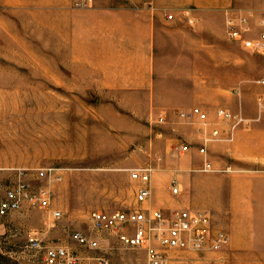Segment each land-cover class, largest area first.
Wrapping results in <instances>:
<instances>
[{"label":"rangeland","instance_id":"obj_1","mask_svg":"<svg viewBox=\"0 0 264 264\" xmlns=\"http://www.w3.org/2000/svg\"><path fill=\"white\" fill-rule=\"evenodd\" d=\"M94 6L95 2L78 8L73 0H0V197L20 178L51 193L49 207L25 204L0 217V264H46L44 246L68 247L79 256L78 264H99V257H107L110 264H148L145 249L123 246L114 232L96 230L91 222L95 210L139 206L136 192L142 182L131 177V169L144 165L168 180V190L157 191L158 200L170 195L174 202L191 199L198 204L172 209L202 210L205 202L220 208L218 188L228 174L235 176L237 192L229 218L214 224L228 232L230 243L220 250L171 249L168 264H264V207L257 201L250 213L249 198L244 196V178L250 174L247 158L251 152L264 151V116H258L254 126H239L232 140L204 139L214 128L223 134L230 128L231 123L218 116L219 108L247 119L259 113L264 85L257 80L264 77V55L249 48L248 42L259 32L264 0H233L212 21L214 35L205 38L204 67L192 69L184 63V76H204L203 104L196 106L207 113L206 125L179 116L190 109L168 110L144 94L86 83L96 77L85 76L83 29L69 24L73 13L78 19ZM229 8L254 11L252 30L241 40L227 34ZM65 10L72 18L63 14ZM187 10L196 19L193 23ZM182 13L188 24L197 22L191 9ZM160 116H165L163 122ZM181 144L189 149L180 151L176 146ZM205 159L217 160L211 171H203ZM188 164L192 180L174 193L176 182L171 179ZM41 168H54L52 172L62 178L53 173L39 176ZM74 230L97 237L100 247L80 246L72 238ZM30 234L43 248L30 246Z\"/></svg>","mask_w":264,"mask_h":264},{"label":"crops","instance_id":"obj_2","mask_svg":"<svg viewBox=\"0 0 264 264\" xmlns=\"http://www.w3.org/2000/svg\"><path fill=\"white\" fill-rule=\"evenodd\" d=\"M232 1L95 0V6L80 13L78 19L75 17L76 13L72 15L65 10L63 14H70L69 18L74 16L70 19L69 26L83 29L82 62L83 68L87 70L85 76L96 77L86 82L87 84L110 91L144 94L147 95V100L157 102L160 108L183 110L203 104L205 85L203 74L184 76L183 67L185 64L192 69L204 67L205 38H213L214 35L212 21L216 14L221 16ZM186 8L191 9L197 18L193 25L188 24L183 16L182 10ZM166 11L174 14L173 19L167 18ZM210 46L213 49L214 43ZM212 63L214 65L215 62ZM217 92L218 88L215 90L216 94ZM258 116L260 119L264 116L260 109L256 117H248L247 127L254 126L260 120ZM186 137L200 139V135L195 134H186ZM201 143L204 144L202 138ZM247 159L250 174L244 178V196L249 198L246 203L251 213V207L257 201L264 207V151L251 152ZM206 162H210L213 167L217 160L205 159L202 165ZM191 166L192 164H188L180 167L182 173L171 179L177 183L179 192L192 180ZM227 177L218 188L220 208L206 202L202 204V207L207 208L202 210L211 214L214 224L228 220L235 200V176L228 174ZM150 187L151 196L147 205L151 207L172 209L180 205L198 206L191 199L182 204L174 202L170 195L165 201L158 200L157 191H167L169 187L168 180H161L155 174L154 167ZM257 196L260 197L259 200ZM262 218L264 220L263 216ZM261 228L264 229V226Z\"/></svg>","mask_w":264,"mask_h":264},{"label":"built area","instance_id":"obj_3","mask_svg":"<svg viewBox=\"0 0 264 264\" xmlns=\"http://www.w3.org/2000/svg\"><path fill=\"white\" fill-rule=\"evenodd\" d=\"M95 0H73V4L78 8L90 7ZM226 30L230 38L241 40L252 30L250 19L254 11H235L229 8L227 11ZM188 21H196L190 10L186 11ZM169 19L174 15L167 14ZM259 32L248 42L249 48L264 55V10L259 12L258 18ZM257 83L264 85V77L257 80ZM258 104L261 111H264V98L260 97ZM218 116L229 121L230 128L225 134L220 129L214 128L208 139L232 140L235 130L241 125L249 124V119L240 113L219 108ZM182 119L193 121L195 118L207 124V113L199 106H194L190 110L179 112ZM165 116H160L159 121L163 122ZM180 151L189 149L188 144L176 146ZM201 151H205L204 148ZM205 170L212 169L211 163L204 164ZM54 168H41L39 176L52 174ZM153 167L150 165L138 166L131 169V177L142 182V186L136 192L138 207L130 210H95L91 213L92 227L96 230L114 232L119 242L125 247L143 248L147 254L148 264H168L169 251L171 249L190 250H220L230 243V236L227 231L215 228L212 216L209 212L191 208H175L164 211L149 205H143L151 196V175ZM56 179L62 176L57 172L53 173ZM174 182V181H173ZM172 191L179 193L176 183L172 185ZM25 204L32 207H49L51 205V193L46 187L32 188L30 183L20 178L14 185L8 187L4 195L0 197V217L7 216L10 212L21 209ZM55 216H61L60 210H54ZM72 238L82 247L98 248L100 241L97 237L74 230ZM30 246L35 249L43 248L39 238L33 234L29 235ZM44 260L46 264H78L79 256L66 246H44ZM99 264H110L107 257H99Z\"/></svg>","mask_w":264,"mask_h":264}]
</instances>
